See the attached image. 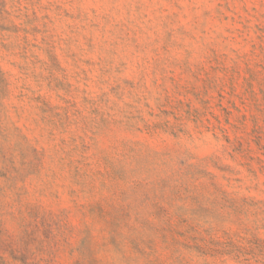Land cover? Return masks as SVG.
I'll use <instances>...</instances> for the list:
<instances>
[{"label": "rangeland", "instance_id": "rangeland-1", "mask_svg": "<svg viewBox=\"0 0 264 264\" xmlns=\"http://www.w3.org/2000/svg\"><path fill=\"white\" fill-rule=\"evenodd\" d=\"M0 264H264V0H0Z\"/></svg>", "mask_w": 264, "mask_h": 264}]
</instances>
